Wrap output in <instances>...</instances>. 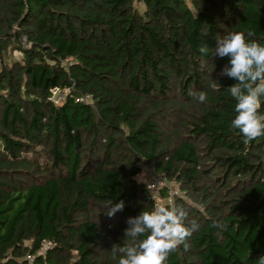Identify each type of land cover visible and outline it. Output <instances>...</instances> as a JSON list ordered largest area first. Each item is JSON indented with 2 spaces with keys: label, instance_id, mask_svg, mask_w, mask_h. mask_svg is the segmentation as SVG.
I'll return each instance as SVG.
<instances>
[{
  "label": "trees",
  "instance_id": "obj_1",
  "mask_svg": "<svg viewBox=\"0 0 264 264\" xmlns=\"http://www.w3.org/2000/svg\"><path fill=\"white\" fill-rule=\"evenodd\" d=\"M228 31L264 44V0H0V264H118L127 218L157 206L146 170L200 225L165 264H257L264 135L231 127Z\"/></svg>",
  "mask_w": 264,
  "mask_h": 264
},
{
  "label": "clouds",
  "instance_id": "obj_2",
  "mask_svg": "<svg viewBox=\"0 0 264 264\" xmlns=\"http://www.w3.org/2000/svg\"><path fill=\"white\" fill-rule=\"evenodd\" d=\"M241 31H228L216 38L214 57H228V63L221 69V75L235 81L227 87L235 105V118L231 127L243 134L244 142L249 143L264 135V117L258 113L261 97L264 96V44ZM200 53L207 54V45H201ZM215 87V83L213 84ZM188 95L203 103L207 100L205 91L189 90ZM124 202L114 203L106 200L102 211L112 217L122 211ZM128 227L124 230L126 242L121 246L113 244V258L119 254L118 264H165L170 252L183 245L190 248L188 240L200 225L196 220H188V213L183 206H168L163 203L152 210H142L135 217H128ZM264 264V256L257 260Z\"/></svg>",
  "mask_w": 264,
  "mask_h": 264
},
{
  "label": "built area",
  "instance_id": "obj_3",
  "mask_svg": "<svg viewBox=\"0 0 264 264\" xmlns=\"http://www.w3.org/2000/svg\"><path fill=\"white\" fill-rule=\"evenodd\" d=\"M53 93V97L51 98V100L53 102H55L56 104H58L62 99H63V93H61L59 91V89H54L52 91ZM65 93H68L67 91H65ZM85 100H90V97L89 96H86L85 97ZM144 179L146 181V185H147V188L149 189L150 192H152L155 196V200H156V205H159L161 204L162 202V199L160 197V191L162 188L164 187H168V183L162 179L161 177L153 174L152 172L150 171H145L144 172ZM178 194V188L176 185H173L170 189V192H169V197H168V204H172L173 203V199H174V196ZM52 246V243L51 242H47L45 244V249L46 248H49ZM44 253V251H42V254ZM27 260V264H34V256H27L26 258Z\"/></svg>",
  "mask_w": 264,
  "mask_h": 264
},
{
  "label": "rangeland",
  "instance_id": "obj_4",
  "mask_svg": "<svg viewBox=\"0 0 264 264\" xmlns=\"http://www.w3.org/2000/svg\"><path fill=\"white\" fill-rule=\"evenodd\" d=\"M147 171V170H146Z\"/></svg>",
  "mask_w": 264,
  "mask_h": 264
}]
</instances>
